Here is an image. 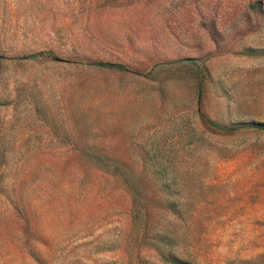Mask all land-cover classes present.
Returning <instances> with one entry per match:
<instances>
[{"label":"rangeland","instance_id":"rangeland-1","mask_svg":"<svg viewBox=\"0 0 264 264\" xmlns=\"http://www.w3.org/2000/svg\"><path fill=\"white\" fill-rule=\"evenodd\" d=\"M259 124L264 0H0V264H264Z\"/></svg>","mask_w":264,"mask_h":264},{"label":"trees","instance_id":"trees-1","mask_svg":"<svg viewBox=\"0 0 264 264\" xmlns=\"http://www.w3.org/2000/svg\"><path fill=\"white\" fill-rule=\"evenodd\" d=\"M99 65L105 66V67H111V68H120L124 69L123 66L117 65V64H112V63H100ZM257 127L263 128L264 129V124H259ZM227 130V129H225Z\"/></svg>","mask_w":264,"mask_h":264}]
</instances>
